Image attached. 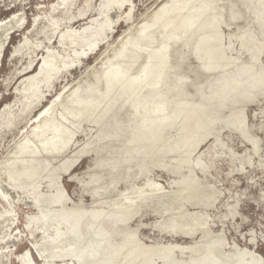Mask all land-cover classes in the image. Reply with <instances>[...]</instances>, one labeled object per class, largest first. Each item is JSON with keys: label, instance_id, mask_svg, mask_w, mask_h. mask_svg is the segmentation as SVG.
Wrapping results in <instances>:
<instances>
[{"label": "water", "instance_id": "95a60500", "mask_svg": "<svg viewBox=\"0 0 264 264\" xmlns=\"http://www.w3.org/2000/svg\"><path fill=\"white\" fill-rule=\"evenodd\" d=\"M0 264H264V0H0Z\"/></svg>", "mask_w": 264, "mask_h": 264}]
</instances>
